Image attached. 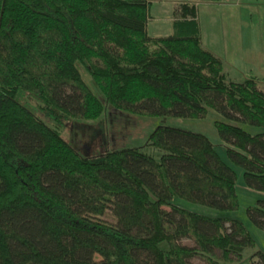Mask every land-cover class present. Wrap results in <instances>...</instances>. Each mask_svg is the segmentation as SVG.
Masks as SVG:
<instances>
[{"label":"trees","instance_id":"1","mask_svg":"<svg viewBox=\"0 0 264 264\" xmlns=\"http://www.w3.org/2000/svg\"><path fill=\"white\" fill-rule=\"evenodd\" d=\"M200 1L226 2L182 0L172 32L154 36L149 0H0V264H222L254 247L241 220L173 202L239 207L237 172L205 134L158 126L148 143L160 159L139 147L87 157L35 112L57 127L101 117L83 70L118 110L213 108L228 119L216 122L227 156L264 191V130L238 124L264 126V77L230 78L203 44ZM247 212L264 228V199ZM251 260L264 264V251Z\"/></svg>","mask_w":264,"mask_h":264},{"label":"rangeland","instance_id":"2","mask_svg":"<svg viewBox=\"0 0 264 264\" xmlns=\"http://www.w3.org/2000/svg\"><path fill=\"white\" fill-rule=\"evenodd\" d=\"M151 14H156L155 11L159 10L158 2L163 0H149ZM182 0H172L173 4L170 9L179 5ZM224 9L231 12V16L237 17V31H241L239 39L242 41L243 48L251 46L254 48L253 61L260 60V53L264 56V0H226ZM228 2L231 4L227 5ZM157 5V6H156ZM200 6L201 14L207 21L208 11L206 8L203 10ZM208 10V11H207ZM211 10V9H210ZM162 16L164 17V11ZM170 15V13H169ZM152 18V16H151ZM172 18V15H171ZM152 19V24H149V33L154 34V30L160 25L161 19ZM153 22H155L154 25ZM165 25V24H164ZM206 25V29L211 32L212 28ZM255 44V45H254ZM257 45V48L255 46ZM247 48V47H246ZM257 53V55H256ZM260 55V56H259ZM252 58V56L250 55ZM248 59V57H245ZM260 62V61H259ZM257 67L251 69L250 65L245 63L237 64L229 74L230 78L235 81H241L251 74H261L262 71ZM84 79L91 87L93 92L104 102L105 110L101 117L95 120H86L80 118H70L63 122L61 127L56 126V122L48 117L45 113L35 110V112L45 120L50 126L56 127L60 130L62 136L83 156L96 157L107 150H116L124 147H139L143 152L160 159L163 151L150 145L148 139L152 131L158 126H172L197 133H202L208 136L211 142L215 145L220 156L232 166L237 172L236 190L239 199V207L235 210H223L208 205L195 203L181 197L174 198L173 202L177 205L185 207L189 210L196 211L201 214L210 216H226L237 218L241 220L249 232L255 239L254 247H247L244 249L241 259H231L223 261L222 264H252L251 257L256 250L264 251V228L257 226L248 215V208L256 206L259 199H264V191L253 190L247 187L244 179V169L235 164L226 153V144L218 131L217 121H228L222 114L218 113L213 108H208V112L203 117H178L173 115H151V114H138L118 110L106 103L104 94L92 80V78L83 70ZM234 122V121H231ZM242 127L249 131L256 133L264 130L263 127L253 126L246 123L239 122ZM105 218L110 222H116L115 218L107 213ZM183 244L188 246H195V242L191 239H184ZM219 254V250H216ZM216 254V256H218ZM194 264H207L200 258H194Z\"/></svg>","mask_w":264,"mask_h":264},{"label":"crops","instance_id":"3","mask_svg":"<svg viewBox=\"0 0 264 264\" xmlns=\"http://www.w3.org/2000/svg\"><path fill=\"white\" fill-rule=\"evenodd\" d=\"M225 3L227 2H198L199 20L202 30V40L204 46L222 58L224 63V69L228 74H230L234 67L239 63H245V65H250L252 67L251 69L253 70L255 69V67H257L255 63L260 61L258 63V66L260 67L262 73L255 74L259 77H264V56L260 53V60L253 61V57L255 58V55L254 48L252 47V45H247V48H243L242 41L239 39L241 31H237V17L236 15L231 16V12L229 10L224 9L223 11V6H226ZM171 4H173L172 0H163L158 2L159 7H156V9L159 10L155 11L156 14H151L152 9H150V15L152 16L149 23L150 25L152 24L153 18L156 21H158L157 19H161L159 20L160 25L155 26L157 27V30H154V34L151 35H168L172 32V8L170 9ZM227 5L230 6L231 4L228 2ZM200 6L204 7V11L206 8L209 9V11L207 10V21L200 12ZM161 10L165 12L164 17H160L162 16ZM154 23L155 22H153V24ZM204 23L209 25L210 28H212L211 32L208 31V28L206 29V25L204 26ZM255 48H257V45L255 46ZM250 55L252 56V58L250 57ZM245 57H248V59H246Z\"/></svg>","mask_w":264,"mask_h":264}]
</instances>
